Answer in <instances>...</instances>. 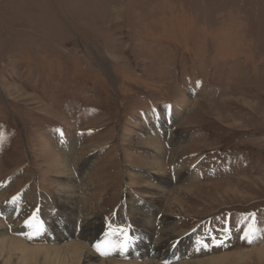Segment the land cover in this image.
Returning <instances> with one entry per match:
<instances>
[{"label": "rangeland", "instance_id": "rangeland-1", "mask_svg": "<svg viewBox=\"0 0 264 264\" xmlns=\"http://www.w3.org/2000/svg\"><path fill=\"white\" fill-rule=\"evenodd\" d=\"M102 260L264 264V0H0V264Z\"/></svg>", "mask_w": 264, "mask_h": 264}, {"label": "bare ground", "instance_id": "bare-ground-1", "mask_svg": "<svg viewBox=\"0 0 264 264\" xmlns=\"http://www.w3.org/2000/svg\"><path fill=\"white\" fill-rule=\"evenodd\" d=\"M66 198H68V196L66 197ZM66 201H68V200H66ZM69 204H75V203H69ZM72 209V208H71ZM144 223H146V222H144ZM92 232H93V229L90 227V221H88L87 223H85V228H84V230H83V235L86 237V236H88V235H90V234H92ZM162 236L164 237L163 238V240H160V241H158L157 242V248H159V247H161V246H164L166 243H167V241H169L172 237H174L173 235V232H171L169 229H166V230H162ZM151 237V236H150ZM162 239V238H161ZM8 241H10L11 242V240L9 239ZM7 241V242H8ZM21 246H22V244H21ZM77 247H79V248H81L82 249V253L84 254V250H86V247L85 246H81L80 244H77L76 242H74L72 245H71V248L72 249H76ZM198 251L199 250H203V247L201 246L200 248H198L197 249ZM191 251V250H190ZM86 254H91L92 255V257L95 259V260H98V258L94 255V254H92V253H89V252H87ZM103 261V260H102ZM103 263L104 264H119V263H116L114 260H106V261H103ZM147 263H149V261L147 260V262H145V264H147ZM180 264H185V263H180ZM186 264H197V261H193V262H189V263H186ZM201 264V263H200Z\"/></svg>", "mask_w": 264, "mask_h": 264}, {"label": "snow or ice", "instance_id": "snow-or-ice-1", "mask_svg": "<svg viewBox=\"0 0 264 264\" xmlns=\"http://www.w3.org/2000/svg\"><path fill=\"white\" fill-rule=\"evenodd\" d=\"M246 236H247V234H246ZM103 254V253H102Z\"/></svg>", "mask_w": 264, "mask_h": 264}]
</instances>
